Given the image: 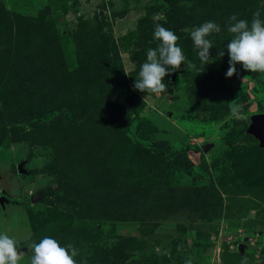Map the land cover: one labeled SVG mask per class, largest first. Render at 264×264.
<instances>
[{
    "label": "rangeland",
    "instance_id": "obj_1",
    "mask_svg": "<svg viewBox=\"0 0 264 264\" xmlns=\"http://www.w3.org/2000/svg\"><path fill=\"white\" fill-rule=\"evenodd\" d=\"M256 10L264 0H0V233L20 264L45 236L77 264H264V149L248 131L264 73L225 75L228 17ZM157 13L187 57L160 95L133 89ZM205 21L221 32L198 73L190 32Z\"/></svg>",
    "mask_w": 264,
    "mask_h": 264
},
{
    "label": "clouds",
    "instance_id": "obj_2",
    "mask_svg": "<svg viewBox=\"0 0 264 264\" xmlns=\"http://www.w3.org/2000/svg\"><path fill=\"white\" fill-rule=\"evenodd\" d=\"M260 17L259 10L252 14L250 22L238 18V14L228 17L227 31L233 35L225 45L229 58L226 78L234 74L239 75L237 64L246 72L264 73V19ZM152 19L156 22L166 21L167 18L157 13ZM220 32L221 26L214 21H205L191 30L190 37L202 63L198 73L203 71L205 64L213 62L210 53L213 42L209 37ZM153 39L158 41V45L147 50L146 61L140 66L138 79H135L133 89L160 95L168 92L164 78L178 71L187 57L178 46L179 37L159 22L154 25ZM224 55V48L217 50V57ZM189 67H195V65L189 62ZM231 112L239 116L241 106L232 105ZM31 249L33 255L30 264H77L76 257L80 254L79 249L74 245L62 246L58 240L50 236L43 237L38 243L34 242ZM25 254L17 247V241L14 238L7 233H0V264H20Z\"/></svg>",
    "mask_w": 264,
    "mask_h": 264
},
{
    "label": "water",
    "instance_id": "obj_3",
    "mask_svg": "<svg viewBox=\"0 0 264 264\" xmlns=\"http://www.w3.org/2000/svg\"><path fill=\"white\" fill-rule=\"evenodd\" d=\"M172 77H174V74ZM248 121V131L257 138L259 146L264 149V114L250 115Z\"/></svg>",
    "mask_w": 264,
    "mask_h": 264
}]
</instances>
